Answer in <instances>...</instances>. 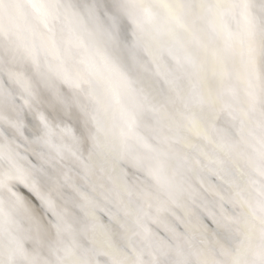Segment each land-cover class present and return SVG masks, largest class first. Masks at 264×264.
Segmentation results:
<instances>
[{
	"label": "bare ground",
	"instance_id": "1",
	"mask_svg": "<svg viewBox=\"0 0 264 264\" xmlns=\"http://www.w3.org/2000/svg\"><path fill=\"white\" fill-rule=\"evenodd\" d=\"M64 1L77 11L89 7L84 0ZM116 1L90 0L84 22L97 27L98 36L97 14L116 15L110 12L115 10L110 7ZM169 1L173 10H185L181 13L185 24L184 28L174 25L164 31L174 41V50L177 42L185 46L177 54L179 63L172 60L171 66L161 59L162 66L157 57H152L153 52L148 56L143 51L146 44L141 46V39L135 41V62L152 65L147 66L150 73L145 83V77L132 73V65L126 61L129 52H119L110 38L100 40L106 42L109 59L118 63L116 69L125 72L128 82L116 70L103 74L101 62H93V57L99 56L93 47L84 54L75 52L79 45L72 52L64 50L61 44L70 27L65 22L59 26V18L65 16L54 0H25L38 21L34 22L38 34L46 35L45 43L55 52V58L57 52L62 55L64 77L79 82L86 78L84 81L95 84L98 76L102 90L91 94L104 96L108 89L118 100L117 88L127 86L129 97L122 94L121 100L129 113L120 128L124 131L131 126L132 136L126 138L122 160H114L87 143L92 140L83 144L79 126L64 125V114L78 112L75 105H64L51 95L47 83L39 85L38 95L35 91L32 97L26 95L32 118L25 119L32 130L27 138L29 153L18 148L19 142L10 136L16 134L15 125L10 135H0V157L5 160L3 163L0 159V264H264V0ZM59 6L61 10L64 5ZM162 11H155L154 16L158 18ZM77 21L75 25H80ZM110 21V17L102 20L104 29ZM156 23L163 28L159 19ZM124 32L128 33L127 41L130 31L125 28ZM151 34L156 39L155 33ZM91 36L90 32L89 39ZM117 55L122 61L113 60L112 56ZM85 59L98 71L83 77ZM156 66L163 72L169 68L181 82L170 83L163 76L160 79ZM139 76L145 92L143 110L132 104L136 97L131 93L138 90ZM33 79L37 80L34 75ZM88 92L83 98L86 110L96 99ZM37 98L38 103L34 101ZM67 98L66 102L71 103L72 99ZM197 101L202 103L199 108ZM10 111L11 105L7 104L4 115L13 120ZM253 119L259 130L246 125L245 120L253 123ZM163 123L167 126L164 132L160 131ZM56 153L62 154L61 161ZM207 160L210 170H202L201 164ZM137 167H142L144 173L135 171ZM82 168L107 181L98 201L110 209L115 205L116 212L123 209L116 219L117 227L105 225L110 221L104 219L103 224L94 223L97 231L93 232L91 220L81 221L86 218V202L77 189L84 180ZM107 171L111 172L110 179L115 178L114 183L109 182ZM117 185L120 196L121 191L129 189L141 193L140 198L131 201L136 208L133 214L115 200ZM217 186L227 192L220 194ZM224 203L231 208H224ZM45 209L50 213L48 218L44 217L48 215ZM229 225L243 236L233 245H229L233 240L228 236L232 232ZM125 235L142 241L134 245L132 253L121 245Z\"/></svg>",
	"mask_w": 264,
	"mask_h": 264
},
{
	"label": "water",
	"instance_id": "2",
	"mask_svg": "<svg viewBox=\"0 0 264 264\" xmlns=\"http://www.w3.org/2000/svg\"><path fill=\"white\" fill-rule=\"evenodd\" d=\"M84 1L87 2V4L85 5L89 7L85 6L81 11H77L76 8L75 10H73L70 7V4L69 5L66 4L64 0H54L56 8L59 11H61V15L63 13L66 18L65 19L63 17L64 20L59 18V26L60 23L65 22V24H68L69 27L72 29L71 31V29L69 28V31L67 30L69 34L65 35L63 38V46L61 44V47H63V49L65 47L66 50L70 49V52H72L71 49H73L74 46L79 45V48H76L75 52L78 54H84L91 47H93L96 53L99 54V56L93 57V62L96 59L99 60V62H101V64H99V69L103 70V74L110 72V70L112 71L116 70L119 74H121L124 77V80L127 82L130 79L127 80L128 78H125V72L121 68L118 67V69H116L117 62H115L114 64L113 61L109 59V54L106 53L107 50L106 42L103 43L104 41L102 42V40H100V37L103 39L105 38V40H109L108 38L113 40L111 42H113V45L117 49H119V52L120 50H123L125 53L129 52V58L126 59V61L129 62L128 63L129 65H132L131 66L132 67L131 69L133 70L132 73H136V75L139 73L141 76L145 77L144 79L145 83L148 82V78H149L148 75L150 73L148 67L151 68L152 65L144 64L143 66H140L139 63L135 62L137 55H134L133 48L136 45L135 43L140 41V39L141 42L139 44L141 46L143 45V43L146 44L142 48L143 51H146L148 56H150L149 53L151 54L153 52V54L155 55L152 57H157L160 62V65L162 64L161 59L169 62L171 66L173 61L179 63L180 57H178L177 54L185 46V43L181 42V44L179 45L177 42V49L174 50L172 47L173 46L172 42L174 41H171L169 35H167V33L164 30H166L168 26L173 27L174 25L179 26V28H181V26L184 28L185 21L183 20L181 13H184L185 10L183 11L182 8L173 10L174 7L171 5L172 3L169 0H158L157 2L156 0L155 1L137 0L134 2L131 0H118L116 1V3L114 2L113 6L111 5L110 7L111 10L115 9L114 11H110L112 12L111 14L116 13V15H110V13H108L107 15V13H105L104 11H103L104 13L97 14L98 18L100 19V22L97 23L99 35H100L98 36L96 33L97 27L92 26L90 23L88 24L84 22L85 21L84 17H87L88 14L85 13V11L90 10L89 9L90 0H84ZM59 5H64L63 9L60 10ZM65 8H67V10ZM160 10L163 11L160 13V16L156 18L154 16L156 15L155 11H160ZM31 13H32L31 9L28 6H26L25 0H0V98H4V100H6V101H1L2 99H0L1 137L4 138L6 136V133L10 135V130H13L14 128L13 125H15L17 127L16 134L12 133L10 136L14 137V139H16L17 142H19L20 146H18V148L28 152L26 150V147L28 146L27 138H28V134H30L29 132H31L32 130L28 128V125L26 126V124L28 123L25 120L27 119V117L31 118L30 115H28L30 104L28 102L27 96L30 95V97H32L34 91L38 95L41 89L39 85L42 84L44 85V83H47L49 88V93L51 95H54L56 99L58 98L60 100V103L63 102L64 105H71V104L75 105L76 111L78 112V114L76 113L64 114V116L66 117L63 122L64 125L65 126L74 125L75 127L79 126L81 128V132H83V139H85L82 141L83 144L87 141L92 140L93 142L91 141V144L89 142L87 143L94 148L98 147L99 152H103V153L105 152L104 155L106 154L107 156L112 157L114 160L115 159L122 160V155L125 150L124 144L127 141L126 138L129 139L132 136L131 135L132 131H130L131 126L129 128H126L124 131L123 128H120L121 126H123L122 119L126 115L128 116L129 113L128 110L129 107H127V105L124 104L123 99L121 100L122 94L124 97H129L127 86L124 87V85L122 86L120 85L121 88H117L116 92L117 95L119 94L118 96L120 98V100H118L116 99V96L114 97L113 91L108 89L107 91H105L104 96H100V94H91L92 91L94 93V90L95 91L97 89H99V91L102 90L101 88L102 86L100 87V85L98 84V78H100L98 76L97 78H95L97 79V82L95 81V84L94 82L92 84L89 81H84L86 78H84V80L79 82L78 80L73 81V79L68 75L64 77L62 74V72L65 73V70L63 69L64 62H62L63 61L62 55L59 52H57V58H55L56 55V54L54 55L55 52L52 51L47 46V43H45L46 35L43 32H39L40 34H38L39 30L34 27V22H38V21H35V15ZM93 15H91V17ZM97 16L95 15V17ZM106 17H110L111 21L109 26H107V28L105 27L104 29L102 20H104ZM10 18H12V20H10ZM75 19H78L77 22L80 25H75L74 23ZM156 19L157 20L159 19L161 24L163 23L162 24L163 28H161L156 23ZM125 28L126 31H130L129 34L130 36L127 41L125 39L128 33L126 32L127 33L126 34L124 32ZM90 32L93 34V36H91V39H89ZM151 32L155 33L156 39H154V35H152ZM72 34L73 36H76V38L72 37ZM85 34L88 36V39H85L87 38L86 36L84 37ZM180 36H182V34H180ZM160 38L162 40H160ZM70 39L73 40V44L70 43L69 41ZM174 40L178 41V37H176V39ZM112 57L113 60L115 59L117 61L120 60L122 61L121 57H119L120 58L119 60L118 55L115 56L116 58L114 56ZM81 58L84 60L83 55H81ZM85 61H87V63L86 66L81 70L82 72L81 76L83 77L88 76L90 73H96L98 71L94 68L93 62L90 63L87 59H85ZM102 64L104 66H102ZM156 69L158 70L160 79L163 76L164 80H167L168 82L169 80H171L170 83L181 82V78L174 76L172 74L174 72L172 70H169V68L165 72H163V70H159L157 66ZM33 75L37 80L33 79ZM67 77L68 80H66ZM140 78L141 77L139 76L138 81L141 84L140 83L137 84L138 90L135 89V92L131 93V95H134L136 97V100H133L132 102L133 107L137 106V109L143 110V107L145 105L144 104L145 92H144V86L142 85V81ZM103 81L105 82L104 78ZM105 85L108 88L109 83H106ZM153 85L156 88V85L155 84ZM10 87L11 88L15 87L16 90L10 89ZM88 89L91 90V92H88ZM87 92L90 93L91 96L96 97L95 100L93 99L95 103L92 101L91 103L89 102V104L91 105H89L88 110L83 108V106H86L83 105L85 104L83 98L85 100V95ZM67 97L72 99L71 103L66 102V100L68 99ZM34 101L38 103V98L35 99ZM114 101H115V106H113ZM200 103L201 102L197 101L198 108ZM7 104H9V107L11 105V111L9 113L13 115V120L7 118V116L4 115L5 106H7ZM93 106L94 109L92 108ZM45 107L49 108L48 106ZM179 108L180 107L178 108L176 107L175 109L180 110ZM40 119L41 118H39V120ZM141 121H143L142 118ZM245 122L246 125L249 124V127L254 128V130H259V126L256 125V120L253 119V123H251L250 120L249 121L245 120ZM134 123L135 122H133L132 124ZM166 128L167 126H165L164 123L160 124V129H161L160 131L164 132L165 131L164 129ZM87 131L89 132V134ZM237 132L240 134L238 129ZM186 136L187 134L184 137ZM197 137L198 136H195V138ZM56 157L61 161L62 154L56 153ZM0 159L4 163L5 160L2 157H0ZM226 160L232 161V158H227ZM54 162L57 163L56 160H54ZM65 164L68 165V162H66ZM210 164L211 163L209 160L205 161L203 164H201L202 170L209 169ZM238 166L244 167V165H238ZM141 170L144 169L142 167L135 168V171L140 172ZM122 171L123 173L127 172L125 169H122ZM110 173L111 172L107 171L106 176L108 177L109 182L111 181L112 183H114L115 178L110 179L109 178ZM141 173L144 172L141 171ZM81 174L84 175L83 177L84 180L81 179L83 180V182L79 183L77 189L80 190L81 192L80 195L82 196V199L86 202L83 208L84 211L83 213L84 215H86V218H81V221L83 222L85 221V219L91 220L92 221L91 226L93 225L92 226L93 232L97 231L95 230L97 226L95 224H98L97 222L99 223L101 222L103 224L104 219L106 221H110L109 224L107 223L105 225H111L117 227L116 219L118 215L121 214L122 216V214L124 213L123 209L121 210L118 209L119 212H116L114 211V209L116 208L115 205L112 206L113 209H110L108 207L107 208L104 207L103 206L104 204L98 201L100 199L99 196L100 192L102 194V192L105 190V185L107 181L104 179L103 176L98 177V175L95 176L94 173L93 175L88 174L86 170L83 168L81 170ZM215 176H219V174H216ZM221 179L223 180V178ZM0 182L3 181L0 180ZM223 182H226L227 184L226 186H229L230 188L232 187V184L229 183L228 181L223 180ZM20 186L24 187L27 191L30 192V190H28V188L25 185L21 184ZM117 187L118 190L116 191L117 194L115 195L117 198L114 197L115 200L116 201L119 200L122 204L126 206L128 210L130 209V214H133L132 210H136V208H134L135 206L134 203L132 206L131 201L134 202L135 200L140 198L141 193L137 189L136 191L135 190L130 191L129 189V192L121 191V196H120L118 194L120 193L121 188L119 185H117ZM217 187H218L217 189H219L217 192H219L220 194L221 191L222 194L224 192L225 193L227 192L226 188L222 189L219 186ZM215 189L216 188L214 187V190ZM217 192L215 191L214 193L216 194ZM219 193L217 195H219ZM109 194L110 193L108 192V195ZM31 196L33 200L36 199L32 193ZM222 206L226 209L231 208V205L229 203H224ZM45 210L49 216L47 214H44V217L45 218L50 217V213L48 212V210L47 209ZM126 213H127L126 215L128 216V211ZM212 224L213 227L217 228V226H215L214 223ZM229 226L232 229V232L231 233L229 232L228 236L233 239L232 241L230 240L231 242L229 245H233L234 240L238 243L241 241L243 236H239V232L236 227H233L231 225ZM88 230L91 231L90 227H88ZM127 236L128 235H125V240L120 242L121 245L124 246L127 251H130L132 253V251H134L133 250V248L135 247L134 245L142 244V241H135L134 239H132V237L129 236L127 237ZM212 256H213V260L215 261L216 256L214 255ZM12 262L14 263V261Z\"/></svg>",
	"mask_w": 264,
	"mask_h": 264
}]
</instances>
